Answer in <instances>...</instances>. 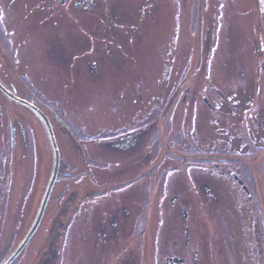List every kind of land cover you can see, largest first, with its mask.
<instances>
[{
    "label": "flooded vegetation",
    "instance_id": "flooded-vegetation-1",
    "mask_svg": "<svg viewBox=\"0 0 264 264\" xmlns=\"http://www.w3.org/2000/svg\"><path fill=\"white\" fill-rule=\"evenodd\" d=\"M164 3L175 6L179 0H0V83L36 105L53 129L56 125L62 129L65 147L76 149L79 156V166L70 167L62 159L58 144L60 172L36 233L46 216L53 219L56 212L59 220L55 224L50 222L49 230L54 226L68 250L73 237L78 236L79 264H140L142 257L149 264H235L237 259L229 260L227 254L232 251L239 260L244 254L247 257L255 235L261 249L264 156L256 162L255 158L246 161L244 154L240 158L228 151L207 152L193 156L204 160L201 166H186L187 155L180 150L172 151V146L165 142L178 139L184 143L181 133L188 138L185 125L188 118L168 114L165 108H159L160 113L151 119L143 111L135 115L132 112L139 106L141 110L147 99L146 79L134 82L133 72L147 73L149 58L155 60L157 51L148 52L147 41L143 39L159 20ZM174 51L178 54V50ZM99 69L112 70L114 75L130 73L131 79L127 82L123 79L117 88L126 84V88L138 89L126 104L130 109L114 113L115 121L122 124L107 128L109 132L97 131L93 123L87 128L79 118L76 122L72 118L63 120L66 125L57 122L48 107L34 101L27 92L37 85L47 86L48 73L59 76L60 85L73 88L79 81L89 79L87 73ZM189 94L187 88L176 99L185 104ZM17 106L26 112L12 113L9 117L5 147L10 155L4 153L0 161L3 257L26 235L20 239L19 234L11 233L5 239L1 223H6L13 214L22 212L26 216L32 211L30 230L47 189L37 202L38 159L39 154L45 153L38 129L44 125L35 113ZM0 113L3 118L1 104ZM218 116L223 114L217 111L215 118ZM127 123L134 125L128 127ZM49 145L52 148L50 141ZM106 150L111 154L109 161L101 159V155H108L101 152ZM188 155L192 157L191 153ZM24 157L28 163L24 180L19 181V164L15 168L14 162ZM62 167H66L67 173H62ZM216 171L229 176L243 192L246 198L243 211L236 213L229 189L211 175ZM181 179L189 190H197L193 193L194 200L184 194L178 183ZM24 225L15 224V230ZM149 229L153 230L150 236ZM52 241L51 236L49 245ZM67 264H71L68 257Z\"/></svg>",
    "mask_w": 264,
    "mask_h": 264
},
{
    "label": "rangeland",
    "instance_id": "rangeland-1",
    "mask_svg": "<svg viewBox=\"0 0 264 264\" xmlns=\"http://www.w3.org/2000/svg\"><path fill=\"white\" fill-rule=\"evenodd\" d=\"M158 18L143 39V42L147 41L145 46L148 47V52L152 49L157 51L155 60L149 58L147 73L133 72L134 82L140 80L141 83L146 79L144 91L147 93L141 110V106L134 109L135 103H131L134 106L133 114L143 111L151 119L160 113L159 108H165L168 114L187 117L185 125H188V138L181 133L184 143H180L178 139L165 142L172 146V151L180 150L187 155L189 162L186 166L195 167L204 163L198 157L193 158L194 155L224 151L238 154L240 158L244 154L246 161L255 158L254 161L257 162V159L264 156V0H179L175 6L164 3ZM174 50H178V54ZM166 58L167 63L166 60L163 61ZM58 77L54 73H48L47 86L32 87L33 92L27 91L28 94L34 101L44 103L61 119L67 121V118H72L76 122L79 118L81 124L85 123L87 128L93 123V128L97 131L103 130L102 132H109L107 128L122 124L121 121H115L114 113L120 109H130L126 104L132 98L133 92L138 90L126 88V84L117 88L123 79L126 82L131 79L130 73L125 72L114 75L112 70L99 69L97 72L87 73L89 79L82 80L80 77L82 81L73 88L60 85ZM187 88H190V94L186 96V103L182 104L177 101L176 96L182 95ZM118 102L123 105L119 106ZM0 104L4 114L3 118L0 115L1 161L4 153L10 155L9 149L5 147L9 137V117L12 113H24L26 110L6 101L1 93ZM211 108H215V112ZM217 111L223 116L215 118ZM127 125L132 127L134 124ZM38 130L45 153L39 154L38 159L40 175L37 202L47 187L53 168V151L49 147L48 135L44 126H40ZM60 130L63 131L56 125L54 132L57 144L62 148V159L70 167L76 168L79 166V156L77 157L76 149L65 147ZM101 152L108 154L101 155L103 161L111 159L108 150ZM27 163V157L18 158L14 162L15 168L19 164V181L24 180L22 177L25 175ZM63 172L67 173L66 167H62ZM211 175L229 189L236 213L243 211L246 198L237 189L235 182L224 173L216 171ZM185 182L183 179L178 181L184 194L194 200L193 193L197 190H189ZM192 207L190 209L194 211ZM31 212H28V216H23L22 212L13 214L6 223H1L4 225V238L14 233L19 234L22 239L34 220ZM50 216H46L25 256L17 264H67V257L71 264L80 263V239L74 236L68 250L67 243L64 244L59 238L54 226L49 230L52 224L50 222L55 221V224L59 217L56 219V212L52 214L53 219ZM17 223L25 224L24 228L15 230ZM152 231L149 229V236ZM51 236L53 241L49 245ZM260 237L261 249L258 247V236L255 235L256 239H251L254 243L253 247L248 248L247 257L244 254L239 260L236 254L226 250L229 252V260L236 258L235 264H246L247 260H250V264H264V232L260 231ZM57 250L60 252L58 256ZM140 264L149 262L142 257Z\"/></svg>",
    "mask_w": 264,
    "mask_h": 264
},
{
    "label": "water",
    "instance_id": "water-1",
    "mask_svg": "<svg viewBox=\"0 0 264 264\" xmlns=\"http://www.w3.org/2000/svg\"><path fill=\"white\" fill-rule=\"evenodd\" d=\"M0 91L11 101H13V102H15L21 106H24V107L28 108L29 110H31L32 112H34L42 120V122L44 123L45 128L47 130V134L49 136V140H50L52 150H53V155H54L53 171H52L51 178H50L49 184L47 186L41 207H40L38 215L36 217V220H35L32 228L30 229L29 233L27 234V236L23 240V242L19 245V247L12 253V255L4 263V264H12L19 257V255L22 253V251L25 249L28 242L30 241V239L32 238L34 233L36 232L38 225L40 224V221L42 220L47 201H48L49 196L52 192L53 186H54V184L58 178L59 168H60V153H59L58 146L56 144L55 135H54L52 126L50 124V121L40 111V109H38L34 105H32V104L18 98L14 94H12L10 91H8L6 88H4L1 83H0ZM13 135H14V132H13Z\"/></svg>",
    "mask_w": 264,
    "mask_h": 264
},
{
    "label": "trees",
    "instance_id": "trees-1",
    "mask_svg": "<svg viewBox=\"0 0 264 264\" xmlns=\"http://www.w3.org/2000/svg\"><path fill=\"white\" fill-rule=\"evenodd\" d=\"M6 256H7V255H6ZM6 256L3 257V260L5 259ZM3 260L0 261V264L2 263Z\"/></svg>",
    "mask_w": 264,
    "mask_h": 264
}]
</instances>
